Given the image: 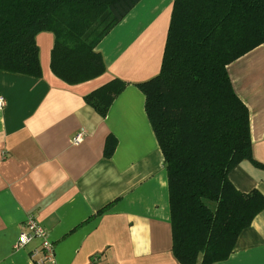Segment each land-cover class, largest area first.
Here are the masks:
<instances>
[{"label": "crops", "instance_id": "1", "mask_svg": "<svg viewBox=\"0 0 264 264\" xmlns=\"http://www.w3.org/2000/svg\"><path fill=\"white\" fill-rule=\"evenodd\" d=\"M172 4L140 0L97 45L106 71L96 79L70 86L54 76L49 32L36 36L40 78L0 70V264H36L31 253L42 256L38 239L13 247L28 217L53 244V262L43 264H180L163 155L136 86L159 73ZM227 72L248 109L255 160L228 177L240 192L264 196V43ZM113 79L127 85L101 117L84 96ZM80 131L83 140L71 144ZM214 264H264V209Z\"/></svg>", "mask_w": 264, "mask_h": 264}, {"label": "trees", "instance_id": "2", "mask_svg": "<svg viewBox=\"0 0 264 264\" xmlns=\"http://www.w3.org/2000/svg\"><path fill=\"white\" fill-rule=\"evenodd\" d=\"M140 0H0V70L42 76L36 36L53 35L50 71L67 85L101 76V40ZM264 43V0H173L159 73L136 84L163 155L172 253L180 264H214L264 209L229 172L252 155L248 109L227 66ZM127 83L84 96L101 117ZM115 143L108 139L105 154Z\"/></svg>", "mask_w": 264, "mask_h": 264}, {"label": "built area", "instance_id": "3", "mask_svg": "<svg viewBox=\"0 0 264 264\" xmlns=\"http://www.w3.org/2000/svg\"><path fill=\"white\" fill-rule=\"evenodd\" d=\"M6 106V99L3 96H0V110H3ZM84 137L83 132H78L71 139V144L78 145ZM26 231L20 232L16 242L14 243V248L19 249L23 248L26 244L34 239L40 240V250L42 251V256H38V251H33L31 253V258L34 259L36 264H43L45 262H53L54 251L53 244L48 238V232L44 227H42L33 217H28L26 222ZM93 261H97L94 258Z\"/></svg>", "mask_w": 264, "mask_h": 264}]
</instances>
